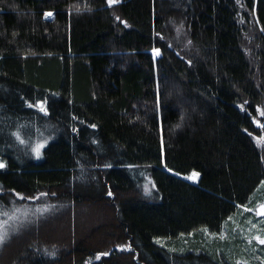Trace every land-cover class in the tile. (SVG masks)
I'll return each instance as SVG.
<instances>
[{
    "label": "trees",
    "instance_id": "trees-1",
    "mask_svg": "<svg viewBox=\"0 0 264 264\" xmlns=\"http://www.w3.org/2000/svg\"><path fill=\"white\" fill-rule=\"evenodd\" d=\"M236 10L234 0H0V205L16 206L17 193L45 204L0 264H238L156 241L219 232L264 180L252 140L264 137L253 122L264 0L252 62ZM175 22L193 50L178 48Z\"/></svg>",
    "mask_w": 264,
    "mask_h": 264
},
{
    "label": "rangeland",
    "instance_id": "rangeland-1",
    "mask_svg": "<svg viewBox=\"0 0 264 264\" xmlns=\"http://www.w3.org/2000/svg\"><path fill=\"white\" fill-rule=\"evenodd\" d=\"M234 1L237 7V20L243 31L242 46L245 52L249 54L252 62L254 58L252 52L256 47V37L260 33L253 11L256 0H249L252 3L251 6L247 5V0ZM47 13L51 12L46 11L43 16L50 18L51 15H46ZM172 30L174 32V41L182 52L187 53L194 49L190 37L180 22H175ZM262 113H264V101L256 108V116L253 118L254 125L259 126L264 122V114ZM258 138L257 135H252V140L261 150L264 159V143L258 141ZM143 177L142 188L148 194L153 187L152 182H150L147 174H144ZM189 177L192 178L190 179ZM187 179L195 180L196 175L192 173L187 176ZM41 195L44 196V193ZM20 197L21 195H15L14 201L21 199ZM43 200L48 204L45 198ZM32 201L34 199H22L16 206L8 208L0 205V236H3V241H0V253L3 252L2 255L11 250L10 245L14 244V240L17 237L25 236L30 231L33 224H29L35 222L39 215L38 213L45 208V204L27 203ZM261 205H264V180L257 186L249 200L245 204L240 205L235 213L225 220L219 232L211 233L208 230L200 229L173 239L156 238V241L180 253L202 250L213 255L225 257L235 263L264 264V244H261L256 239L257 236L264 238V215L259 214ZM58 229L62 230L63 227L58 226ZM35 233L37 234V232ZM44 241L55 242L57 240Z\"/></svg>",
    "mask_w": 264,
    "mask_h": 264
},
{
    "label": "snow or ice",
    "instance_id": "snow-or-ice-1",
    "mask_svg": "<svg viewBox=\"0 0 264 264\" xmlns=\"http://www.w3.org/2000/svg\"><path fill=\"white\" fill-rule=\"evenodd\" d=\"M109 3L110 4L111 3H114V0H109ZM46 15H49L50 16L51 13H47ZM154 52L158 55L159 54V49H154ZM40 108H41V111H46V109L43 108L42 104H40ZM262 114H264V113H262ZM262 127H264V126H262ZM258 141H264V137H259L258 138ZM21 142H23V141H21ZM3 167H5L4 163L3 162H0V168H3ZM194 175H198V174H194ZM189 178L191 179L192 177H189ZM17 195L20 196L19 193H17ZM109 195H111V193H109ZM20 198L21 199H24V197H22V196ZM259 214L264 215V205H261L260 206V213ZM5 215H6V213H5ZM256 239L261 244H264V238H261V237L257 236ZM0 241H3V236H0ZM238 264H239V262H238Z\"/></svg>",
    "mask_w": 264,
    "mask_h": 264
}]
</instances>
